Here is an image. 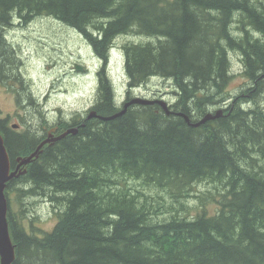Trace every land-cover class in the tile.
<instances>
[{
    "label": "trees",
    "instance_id": "1",
    "mask_svg": "<svg viewBox=\"0 0 264 264\" xmlns=\"http://www.w3.org/2000/svg\"><path fill=\"white\" fill-rule=\"evenodd\" d=\"M38 15L79 31L103 62L98 113L116 111L105 64L124 34L145 38L120 45L130 89L162 76L176 93L173 108L191 122L214 105L224 113L193 127L156 105L132 104L110 120L59 124L77 132L43 145L6 186L8 200L19 184L20 200L44 197L61 208L50 230H36L8 207L14 264H264V0H0V83L22 84L4 29ZM229 50L239 52L248 83L224 107L232 98ZM248 98L255 104L245 107ZM6 121L0 116L14 166L43 130L24 119L14 130ZM197 182L212 186L216 209L187 216Z\"/></svg>",
    "mask_w": 264,
    "mask_h": 264
},
{
    "label": "rangeland",
    "instance_id": "2",
    "mask_svg": "<svg viewBox=\"0 0 264 264\" xmlns=\"http://www.w3.org/2000/svg\"><path fill=\"white\" fill-rule=\"evenodd\" d=\"M3 38L12 47L16 56V73L22 80L20 83H0V116L6 117V124H18L17 130L25 128L22 119L33 129L37 125H54L57 122L69 121L71 118L82 117L96 100L97 80L95 71L100 65V59L95 55L88 42L71 26L49 16H35L28 22L15 19L13 25L4 29ZM249 36L263 41L260 32L247 29ZM145 39L136 34H124L116 38L115 48L109 51L106 62L109 79L112 82L115 100L121 104L127 92V78L124 72L123 52L121 43L124 41H140ZM231 79L227 90L232 98L226 101L232 103L234 97L247 88L246 77L243 74V64L239 52L229 50ZM100 60V61H99ZM79 64L82 70H75ZM172 83L169 79L159 76L150 77L146 83L132 91V95H161L169 104L175 101ZM251 86V84L249 85ZM16 90V92H15ZM17 93L25 98V104L16 100ZM32 100L28 102L27 97ZM234 96V97H233ZM249 99V98H248ZM122 101V102H121ZM254 105V101L244 102L245 107ZM264 107V92L259 97ZM175 104V103H174ZM172 105L175 107V105ZM212 109H217L213 107ZM222 110V114H223ZM41 126V127H42ZM40 139L43 131L39 132ZM15 184L8 191L11 202V212L21 222V216L36 230H50L56 222L60 207L44 197H17ZM193 189V186H192ZM191 189V191H192ZM151 192L150 186L141 189ZM209 190H214L209 183L197 182L192 195L187 198L188 215L205 209L211 213L216 209V203L209 199ZM216 196H218L216 194ZM23 213V215H22ZM56 213V214H55Z\"/></svg>",
    "mask_w": 264,
    "mask_h": 264
},
{
    "label": "water",
    "instance_id": "3",
    "mask_svg": "<svg viewBox=\"0 0 264 264\" xmlns=\"http://www.w3.org/2000/svg\"><path fill=\"white\" fill-rule=\"evenodd\" d=\"M75 68L76 70L83 69V67L80 66L79 64H76ZM133 103L150 104L152 103V100L140 98V97L132 98L125 105L133 104ZM164 109L166 113L170 112L168 108L165 106H164ZM121 113L123 114L124 110ZM221 115H222V109L217 110L215 114L207 113L203 117V119H201L200 121L196 122L193 125L195 126L201 125L202 123H205L208 120L215 119ZM62 134H60L58 137H51V138H47L45 140L40 141L37 144L36 148L32 152H30L28 155L16 157L15 167L12 168L10 156L5 146L4 137L0 133V264H13L15 260L14 246L11 243V238H10L11 236L8 231L7 198L5 194L6 184L9 180L15 177H18L22 173H25L27 169L26 167H24V165L29 164L35 158H37L39 153H41L42 151V146L45 145L49 140L58 139Z\"/></svg>",
    "mask_w": 264,
    "mask_h": 264
},
{
    "label": "bare ground",
    "instance_id": "4",
    "mask_svg": "<svg viewBox=\"0 0 264 264\" xmlns=\"http://www.w3.org/2000/svg\"><path fill=\"white\" fill-rule=\"evenodd\" d=\"M76 30V29H75ZM77 31V30H76ZM78 33L85 39V37L78 31ZM86 40V39H85ZM115 40L116 39H114V41L110 44V46L108 47V50H107V55H109V51L111 50V49H113V48H115V46H116V42H115ZM87 41V40H86ZM88 42V41H87ZM229 58V57H228ZM229 61H230V59H229ZM123 63H124V58H123ZM103 62H101L100 61V65H99V67L97 68V70L95 71V75L97 74V71L98 70H100L103 66ZM75 70H76V68H75ZM105 73H106V76H107V79L109 80V82H110V79H109V75H108V72H107V67H106V64H105ZM152 76H158V75H152ZM152 76H150V77H152ZM149 77V78H150ZM159 77H162V76H159ZM148 78V79H149ZM163 78V77H162ZM147 79V80H148ZM166 79V78H165ZM168 79V78H167ZM96 80H97V77H96ZM147 80L145 81V82H143V83H141L139 86H136V87H134V88H127V92H126V96H125V99L123 100V102L121 103V104H117L116 103V100H115V93H114V89H113V85H112V83H110L111 84V87H112V92H113V104H114V107L116 108V111L113 113V114H108V115H105V114H101V113H98L97 111H95L94 110V106H95V104L97 103V101H98V99H99V92H100V81H99V83H97V93H96V100L94 101V103L89 107V109L86 111V113H84L83 115H81L82 117H77V118H75L77 121L78 120H82V119H91V118H97V119H100V120H110V119H112V118H115L116 116H119L120 114L122 115V111L124 110V112L126 111V109L128 108V107H130L132 104H128V105H125L129 100H131L132 98H145V99H150V100H152V103H150L151 105H156V106H158L162 111H164V113L166 114V115H170V114H172V115H178V116H182V117H184L185 118V120L187 121V123L189 124V125H191V126H193V127H195V125H193V124H195L196 122H198V121H200L201 119H203V117L207 114V113H212V114H215V112L217 111V110H219V109H222V106L221 105H214V107H216L217 109H210V111H208L202 118H200L199 120H197V121H195V122H191L190 121V119H189V117L188 116H186V114H184L183 112H180V111H176L177 109H175V108H173V104H174V102L172 103V104H169L161 95H157V96H153V97H145V96H139V95H132V91L134 90V89H136V88H138V87H140L142 84H144V83H146L147 82ZM170 80V79H169ZM172 86V85H171ZM173 92H174V89H173ZM175 93V92H174ZM127 97V98H126ZM175 98H176V93H175ZM133 104H138V103H133ZM164 106L165 107H167L168 108V110L170 111L169 113H166V111H165V109H164ZM178 112H180V113H182V114H180V113H178ZM120 113V114H119ZM186 117H187V119H186ZM5 118H7V116L5 117ZM62 122H64V121H61V122H57V123H55L54 125H48V124H45V125H43L41 128H42V130H43V133H44V135H43V138L42 139H40V141H42V140H45V139H47V138H51V137H58L60 134H62L58 139H56V140H49L47 143H46V145H52L55 141H57V140H59V139H61L62 137H64V136H66V135H68V134H74V133H76L77 132V126H72V124H70V126H66V127H60L59 126V124H61ZM203 124V123H202ZM199 126V125H198ZM9 127H11L12 129H14V130H17V128H18V124H16V123H12ZM197 127V126H196ZM0 133H1V131H0ZM2 134V133H1ZM2 136H4L3 134H2ZM15 167V165L14 166H12V168H14ZM26 173V172H25ZM25 173H22L21 175H19V176H22V175H24ZM18 176V177H19ZM18 177H15V178H18ZM14 179V178H13ZM12 180V179H11ZM11 180H9L8 182H10ZM8 182H7V184H8ZM7 184H6V186H7ZM6 190V189H5ZM5 194H6V192H5ZM6 198H7V196H6ZM11 202L8 200V198H7V214H8V207L10 208V209H12L11 208V204H10ZM8 231H9V234H10V229H9V225H8ZM10 236H11V234H10ZM11 238V243H12V245L14 246V251H15V245H14V243H13V238H12V236L10 237ZM15 257H16V253H15ZM14 264V263H13Z\"/></svg>",
    "mask_w": 264,
    "mask_h": 264
},
{
    "label": "flooded vegetation",
    "instance_id": "5",
    "mask_svg": "<svg viewBox=\"0 0 264 264\" xmlns=\"http://www.w3.org/2000/svg\"><path fill=\"white\" fill-rule=\"evenodd\" d=\"M145 97H148V96L145 95ZM151 97H153V96H151Z\"/></svg>",
    "mask_w": 264,
    "mask_h": 264
}]
</instances>
